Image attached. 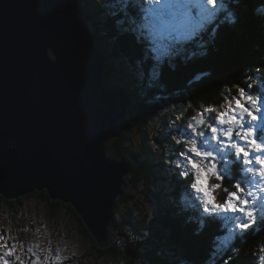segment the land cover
Wrapping results in <instances>:
<instances>
[{"label":"trees","instance_id":"trees-1","mask_svg":"<svg viewBox=\"0 0 264 264\" xmlns=\"http://www.w3.org/2000/svg\"><path fill=\"white\" fill-rule=\"evenodd\" d=\"M229 10L238 16L237 23L222 13L200 29V25H193V30H189L184 38L180 36L177 48L174 46V49L168 50L161 47L160 52L154 55L156 36H153V43L147 41L141 22L125 23L123 15L116 16L106 7H99L93 16H89L84 0H80V16L89 24L108 62L105 79L116 74L114 65L118 67L117 74L133 75L140 69L145 71V76L156 75L155 79L149 81L143 79L124 85L112 82L108 85L106 80L109 89L125 91L136 108L132 120L120 124V135L107 139V156L112 160L125 159L130 162L133 167L126 182L137 187L136 190L144 191L147 196L150 192L151 200L156 202V210L150 217L145 216L143 221L135 220L130 212L125 217L126 223L132 225L129 227L133 228L134 236L126 234L124 224L117 222L120 234L124 236L120 240L126 238L123 240L126 242L124 256L121 255L123 246L119 242L107 248L98 247L76 209L62 202H54L46 191L35 192L15 201H7L0 196V208L6 204L10 210H15L31 197L47 206L52 220L62 216L68 220V226L62 229L67 236L74 231L72 225L76 223L79 236L86 238L89 244L82 255L84 261L121 264H259L258 260L264 255H259L264 249V226L250 231L246 242L240 243L238 247L230 245L223 236L221 222L217 218H207L202 206L189 197L186 189L191 177L184 179L177 173L167 176V170L162 169V166L165 167L163 161L166 155L155 154L158 156L155 160L143 147L136 151L132 147L125 150L124 146L132 125L146 120L150 106H155L151 105V99L162 98L159 109H166L163 117L165 124H168V119L180 117L177 126L183 131L187 122L206 107L222 110L226 98L238 95L237 88H244L249 93L258 90L255 79L264 80V0H230ZM102 14L105 16L100 20L98 17ZM106 40V43L112 44L109 50L104 47ZM210 116H214V113H209L207 118ZM207 131L204 127V132ZM172 132L181 134L176 130ZM171 137V133L163 137L171 144L169 152L173 154L166 156L170 161L182 148L181 144L171 141ZM156 142L165 150L163 140L157 139ZM229 167L234 169L235 166L229 163ZM239 175L242 177L243 173ZM167 182L171 190L161 197L155 185L160 189L161 184ZM216 182L212 179L211 184ZM223 187L235 191L227 179ZM215 194L220 201L227 196L223 190ZM129 197L127 188L117 202L116 213L120 211V204L127 202ZM61 209H66L67 214L61 213ZM120 220L123 221L122 216ZM26 254L33 257L32 254Z\"/></svg>","mask_w":264,"mask_h":264},{"label":"water","instance_id":"water-1","mask_svg":"<svg viewBox=\"0 0 264 264\" xmlns=\"http://www.w3.org/2000/svg\"><path fill=\"white\" fill-rule=\"evenodd\" d=\"M107 68L80 0H0V196L46 191L100 248L121 235L115 207L133 167L105 144L136 114Z\"/></svg>","mask_w":264,"mask_h":264},{"label":"snow or ice","instance_id":"snow-or-ice-1","mask_svg":"<svg viewBox=\"0 0 264 264\" xmlns=\"http://www.w3.org/2000/svg\"><path fill=\"white\" fill-rule=\"evenodd\" d=\"M112 3L121 6L114 15H123V22L129 24L142 21V28L152 24L166 27L170 19L191 18L193 15L207 20L222 13L233 23L238 22L236 13L229 10L230 0H112ZM237 93L231 99L226 98L223 110L206 107L198 118L193 117L195 124H188L183 131L177 128L181 135L173 139L184 145L175 167L180 169L179 176L191 177L186 189L189 197L202 206L207 218L223 216L234 232L238 230L246 236L255 230L254 226H264V216L259 215L264 212V94L249 93L244 88H237ZM205 113L215 115L206 119ZM217 123L221 127L214 126ZM196 125L206 127L211 135L206 136ZM257 129H260L259 134ZM234 137L243 144L237 143ZM245 144L248 148L244 147ZM230 158L234 169L228 167ZM240 173L244 174L243 177ZM212 179L217 182L209 184ZM225 179L235 191L223 187ZM218 190L227 193L222 201L215 194ZM8 239L0 234V264H60L59 255L41 259L31 247L26 248L22 242L18 246L15 238H11L13 242L9 244ZM26 253H32L31 261L22 259Z\"/></svg>","mask_w":264,"mask_h":264},{"label":"rangeland","instance_id":"rangeland-1","mask_svg":"<svg viewBox=\"0 0 264 264\" xmlns=\"http://www.w3.org/2000/svg\"><path fill=\"white\" fill-rule=\"evenodd\" d=\"M84 5L87 9L88 15L93 16L99 9V7H106L107 10L111 11V13H115L120 9L119 4H113L112 0H84ZM109 13V14H111ZM111 14V15H112ZM105 16V14L100 15L98 17L101 20V17ZM170 20H175L173 22H170ZM166 27H161L160 25L158 28H156L157 24H152L148 27V33H154L153 31L155 29H158L159 32L165 35L166 40L168 43H174L177 42L180 38V36L185 37V31L193 30L192 23H189L192 20L191 18H176V19H170ZM89 25V24H88ZM187 26V30H183ZM154 29V30H153ZM183 30V31H182ZM175 35L176 33H178ZM108 40L104 41L105 49L109 50L110 46L112 44L106 43ZM113 49V48H112ZM111 49V50H112ZM114 68L116 69V74L114 76L108 77L107 82L108 85H110V82L120 85L128 84L132 81L138 82L142 81L143 79L146 81H149L150 79H155L153 77V74H150L149 76H145V71L140 70L136 71V74L131 75L130 73H118V67L114 65ZM261 78L255 79L254 83H257ZM263 88V87H262ZM260 89V88H258ZM253 92V91H252ZM176 101L179 100L175 99ZM155 104V106H150L149 108V116H147L146 120L141 121V123L132 125L131 129L129 130L127 134V140L124 143L125 150L130 147L134 148V150L139 151L140 148L143 147L150 155L151 159L157 160L158 156H169L173 154V152H169L171 148L170 142L168 140L166 141L163 137L167 136L169 133H171V141H173L175 144L176 140L173 139V137L179 138L181 134H177L175 131L178 126L177 116L174 119H168V124H165L164 118L166 115V109H163L162 111L159 109V107L162 104V98H156L151 99V105ZM170 107V106H169ZM223 110V109H222ZM209 113L205 114V118L207 119V116ZM215 115V113H214ZM198 118V114H197ZM195 124V121L191 119L188 124ZM216 127H221L218 123L215 124ZM197 129L201 126L196 125ZM202 130V128L200 129ZM226 130V129H225ZM188 131L190 132L191 129ZM204 131V128L203 130ZM206 136H208V132ZM163 140L165 144V150L161 149L159 144L156 142V140ZM200 139H203L201 137ZM182 145V148L184 147L183 143H180ZM168 147V148H167ZM164 151V152H163ZM169 152V153H168ZM157 154V155H155ZM176 157L173 160H168L169 158L164 156L165 160L163 161L162 169L167 170L165 174L167 173V176H173L174 174L178 173L180 170L179 168L175 167V163L179 159V153H175ZM166 176V177H167ZM168 181V178H167ZM212 180L208 181L209 184H211ZM128 188V192L130 197L128 198L127 202H123L120 204V211L116 213L117 222L124 224V231L126 234L131 236L135 235V232L133 231V228L129 227L132 226L131 223H126V218L128 217V213L132 215V217L136 219H146L145 216H151V214L156 210L155 204L156 202L152 201V194L150 192L149 196L143 191L136 190L137 187H133L132 185H129L128 182H126V185L123 187V191ZM155 190L158 191L160 196H164L165 192H168V190H171V187L169 183L167 184H161L160 189L158 185H155ZM123 196V195H122ZM2 197V196H1ZM4 198V197H3ZM121 198V197H120ZM131 198V200H129ZM5 199V198H4ZM7 200V199H5ZM10 201V200H7ZM61 213H66L67 210H60ZM121 216L122 220L121 221ZM126 217V218H125ZM136 221H133L132 223H135ZM68 226V220L65 217H59L56 220H52L51 217L48 214L47 206L43 203H41L39 200L35 198H27L24 203H20L19 207H17L15 210H10L6 204L1 205L0 208V234H3L7 237L8 243L11 244L13 240L11 238H15V242L19 244L22 242L25 247H31L33 249V252L36 253L37 256H39L41 259L44 256H52L55 257L56 255H59L61 257L60 264H121V263H104L101 261H84V258L82 257L84 251L89 247L88 241L86 238H82L79 236L77 232L76 223H74L73 228L74 231L68 236L62 231L64 227ZM124 236L117 235V238L115 239V243L119 242L120 245L123 246V249L121 251V255H125L126 249H124L126 246V242L123 240H120ZM79 238V239H78ZM135 238V237H134ZM120 240V241H119ZM113 243V244H115ZM112 244V245H113ZM36 245H39L37 248ZM48 249H51V252L48 251ZM59 250V251H57ZM32 254V253H29ZM33 257L29 256L28 254L22 255V259L25 260H32ZM141 264V263H138Z\"/></svg>","mask_w":264,"mask_h":264},{"label":"bare ground","instance_id":"bare-ground-1","mask_svg":"<svg viewBox=\"0 0 264 264\" xmlns=\"http://www.w3.org/2000/svg\"><path fill=\"white\" fill-rule=\"evenodd\" d=\"M173 21H175V20H170V22H173ZM106 80H107V78H106ZM125 92V91H124ZM106 147V146H105ZM115 211H116V207H115Z\"/></svg>","mask_w":264,"mask_h":264}]
</instances>
